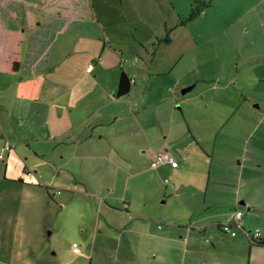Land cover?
Segmentation results:
<instances>
[{"label":"crops","instance_id":"crops-1","mask_svg":"<svg viewBox=\"0 0 264 264\" xmlns=\"http://www.w3.org/2000/svg\"><path fill=\"white\" fill-rule=\"evenodd\" d=\"M52 1L57 0L48 2ZM195 1L202 14L206 7L199 0L157 4L162 14L174 15L169 21L164 18L163 27L186 26L181 22ZM141 2L135 1L131 10L139 11ZM39 7V0H0L3 29L21 33L23 42L22 33L32 31L24 61L20 51L19 72L4 75L14 81L8 87L0 81V150L7 141L16 144L1 161L2 178L10 179L9 162L13 167L21 159V184L40 173L47 192L56 189L68 194L61 206L71 204L79 210L95 240L99 238V248L118 250L125 245L127 260L139 256L129 264H240L235 261L240 258L235 238L247 249L244 263L264 264V245H253L243 232L250 231L245 229L244 214L243 231L236 237L220 229L240 210L235 206L251 210V218L256 208H262L252 198L239 203L245 157L239 170L225 163L226 119L243 110L251 115L253 109L242 91L182 94L175 86L187 78L172 77L178 59L163 70L157 64L151 67L160 54L158 40H148L151 50L144 44L140 52L128 55L122 45L123 31L132 29L121 26L119 19L109 23L93 7L88 20L75 11L44 14ZM16 8L23 9L19 19ZM120 13L126 17L123 10ZM157 22L161 24L160 19ZM43 67L44 72H38ZM121 73L130 87L118 96ZM38 77L42 87L36 99L18 98L17 84ZM170 77L173 80L168 82ZM158 150L172 155L175 163L151 169ZM261 234L264 241V231ZM221 235L228 237L231 259L211 262L206 248L210 244L216 251V242H223ZM79 255H85L82 248ZM88 258L92 264V256ZM9 260L6 257L0 264H12ZM33 260L30 255L24 264H34Z\"/></svg>","mask_w":264,"mask_h":264},{"label":"rangeland","instance_id":"rangeland-1","mask_svg":"<svg viewBox=\"0 0 264 264\" xmlns=\"http://www.w3.org/2000/svg\"><path fill=\"white\" fill-rule=\"evenodd\" d=\"M135 1L141 0H91L93 12L103 13L105 21L114 23V18H117L125 29H132L123 31L125 38L122 45L128 55L134 51L140 52L144 44L151 50V42L148 40H158L161 45L160 54L151 67L157 64V69L163 70L178 59L172 77L187 79L186 82L178 81L176 90H240L252 105L253 109H249L251 115H245L243 110L226 119L224 134L227 150L224 155L228 168L239 170L243 168L238 166L243 165V158L248 161L244 163L245 169L242 171L245 184L241 189L239 203L252 198L262 208L253 211V218L248 217L252 211L244 205H237L234 210L238 208L244 214L246 230L264 231V0H213L196 20L186 23L184 27L175 28L173 24L163 27L164 18L169 21L170 17H174L158 10L156 5H162L164 0H158L156 4L153 0H142L144 5L139 11L133 12L131 9H134L132 4ZM120 9L125 13V18ZM22 11L16 8L18 19ZM159 19L161 24L157 22ZM108 26L116 27L111 24ZM26 31L22 33L25 36L21 48L23 61L28 53L27 37L32 32ZM166 33L170 39L168 45L162 43ZM43 49L45 47L39 48V51ZM170 58L174 60L169 65ZM43 69L40 68L38 72L43 73ZM30 72L32 74L34 71ZM23 74L22 68L20 76ZM172 77L168 82L173 80ZM0 81L8 87V83L14 79L0 74ZM1 161L0 261L11 257L9 261L12 264H24L30 255L34 257V264H90L89 256L93 258L92 264H129L136 257L140 259L135 255L127 260L125 245L118 250L99 248V238L95 240L92 229H88L79 210L71 204L61 206V200L67 193L56 189L47 192L44 188L46 182L38 172L28 178L30 182L24 181L21 184L19 180L22 178H18V172L24 166L21 159L13 166L15 169L9 162L7 176L12 180H4V163ZM167 210L168 207L163 213L166 214ZM221 237L223 242H216V251L210 244L206 248L207 259L211 262L231 259L228 237ZM232 241L236 243L240 257V261L235 258L236 263L247 264L244 263L246 247L238 244L236 238ZM72 242H76L85 255L73 254ZM6 244L8 246L4 250Z\"/></svg>","mask_w":264,"mask_h":264},{"label":"trees","instance_id":"trees-1","mask_svg":"<svg viewBox=\"0 0 264 264\" xmlns=\"http://www.w3.org/2000/svg\"><path fill=\"white\" fill-rule=\"evenodd\" d=\"M49 1V0H48ZM48 1L39 0V10L44 14L52 15L53 13H57L62 15L64 11H75L78 15H81L83 19L88 20L91 17V9L92 5L85 0H57L49 3ZM213 0H204L201 7L207 8L211 5ZM53 4V5H52ZM199 5L198 1L193 2L190 14L188 17L181 22V24H185L191 22L200 14L199 9L197 8ZM29 21V28L32 27V23L30 21L29 15L27 16ZM180 24V25H181ZM169 34L166 33L162 43H169ZM23 42V37L21 33L8 31L2 28L0 24V74L2 75H16L21 67L20 61V51L21 45ZM42 87V78L38 77L32 81L18 83L16 87V95L18 98L24 97V99H36ZM130 84L129 80L125 73H121L119 80V88L117 95L122 96L126 94L129 90ZM221 229V228H220ZM257 230V229H256ZM260 232V231H259ZM261 233V232H260ZM250 241L253 245H264V241L261 239Z\"/></svg>","mask_w":264,"mask_h":264},{"label":"built area","instance_id":"built-area-1","mask_svg":"<svg viewBox=\"0 0 264 264\" xmlns=\"http://www.w3.org/2000/svg\"><path fill=\"white\" fill-rule=\"evenodd\" d=\"M15 147H16V144L14 142L7 141L0 150V159L2 160L5 156V154L8 153L10 150L15 149ZM174 163H175V159L173 158L172 155H170L166 151L158 150L155 152L154 156L152 157L150 167H151V169H156L159 166L171 165ZM28 170H30V169H28ZM31 171H29V173H31ZM242 217H243V214L240 211H237L233 215L231 220L221 224L222 232L231 238L236 237L238 232L243 231V229L241 227ZM243 232H244L246 238L250 241L258 240L261 237V233L259 232V230H256L254 232L253 231H243ZM72 251L74 254H79L80 248H79L78 244L74 243L72 245Z\"/></svg>","mask_w":264,"mask_h":264},{"label":"water","instance_id":"water-1","mask_svg":"<svg viewBox=\"0 0 264 264\" xmlns=\"http://www.w3.org/2000/svg\"><path fill=\"white\" fill-rule=\"evenodd\" d=\"M188 91H190V90H188V89H187V90H183L181 93H182V94H185V93L188 92Z\"/></svg>","mask_w":264,"mask_h":264}]
</instances>
